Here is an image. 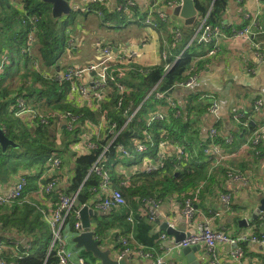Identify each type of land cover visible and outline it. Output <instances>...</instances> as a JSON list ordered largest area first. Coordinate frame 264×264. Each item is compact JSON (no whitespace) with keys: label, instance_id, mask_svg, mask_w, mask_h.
Masks as SVG:
<instances>
[{"label":"crops","instance_id":"0c3cea01","mask_svg":"<svg viewBox=\"0 0 264 264\" xmlns=\"http://www.w3.org/2000/svg\"><path fill=\"white\" fill-rule=\"evenodd\" d=\"M69 1L71 4L76 1L80 7L76 11L81 12L73 11L69 17L59 18L62 22L73 21L66 29V32L70 34L69 47L58 61V71H56L57 68L55 70L52 68L45 70L44 74H61L68 66L79 67L99 62L105 57L103 47L108 46L111 48L113 66L122 65L128 72L140 68L143 70L144 76L147 69L162 63L165 64V68L170 65L167 70L171 69L187 48L193 49L195 56L192 72L196 71L199 74L197 82L191 88H175L173 86L174 90L173 87L165 91L154 87L149 91L147 97L153 96L159 101V104L156 109L149 110V114L162 109L165 106V98L174 96L177 101L185 104V109L181 110V114H185L186 111L191 116L194 112L196 114L195 127L200 130V136L197 146L194 148L195 154H197L198 148L203 147L204 144L201 142L208 138L212 127H218L222 140L221 155L218 159L208 155L205 152L206 146L204 147L205 154L200 160L208 164L209 170L206 176L184 193H174L168 199L160 200L154 221L149 219V208L142 203L140 197L128 199L129 204L126 207V214L129 213L128 220L134 223L133 225H137L135 233L124 234L127 239L129 237L131 242L127 247L131 253L129 256L121 257L122 248L116 227L110 229V234L107 237L101 236V247L109 249L114 260H126L127 264H153L155 258L162 254H165L166 259L173 264H189L183 247L177 245L176 237L162 230L164 223H168L178 230H183L185 227L187 232L195 233L199 225L207 221L213 229L222 231L231 237H237L250 231L264 232V210H261L257 215L255 212L257 208L261 207L264 199V131L261 141L258 144H253L256 131L264 125V61L257 56L255 46V43L259 42L264 49V0H230L224 21L243 27L251 22L250 18L245 17L247 13L256 15L257 21L253 25V31L256 34L253 41H245L230 38L228 35L230 30L225 29L227 36L216 39L219 49L213 55L208 54L212 45L198 46L199 44L193 40L197 33L202 32L198 28L201 18L207 17L208 20L209 12L199 14L196 8L194 23L186 24L185 18L180 13L176 14V9L183 5L184 0H133L136 5L122 11L114 10V8L118 3L123 4L126 0H109L108 5H103L105 7L102 11H96L100 4H91L89 0ZM12 2V0H0V35L7 31L2 19L6 16V12H10L9 5H12ZM178 3L181 4L177 5ZM160 13L164 15L163 18ZM207 20L206 23H208ZM186 26H192L193 32L191 30L188 32ZM176 30L181 32V39L176 38ZM186 32H188L187 35L191 34L188 42L180 53H176L175 50L184 41ZM29 34L30 31L26 50L31 51L32 43L29 44ZM7 51L8 49H4V53L0 51V67L7 62L5 59L8 57ZM17 56L14 53L11 59ZM171 57L175 58L173 62L169 60ZM34 62V67L38 68L37 62L35 64ZM25 63L27 62L24 60L15 59L13 61L14 66L11 68L13 73L8 74L6 79L7 82H12V88L21 85ZM28 64L32 65V62H28ZM92 74L86 73L81 83L89 85L93 77ZM33 80L31 76L27 78L28 83H32ZM70 92L67 95L68 101L80 105L77 101L70 99ZM155 92H162L164 97H155ZM209 92L216 93L220 101L217 115H212L207 111L209 100L202 97ZM188 100H191L193 104L191 107L194 111H191L190 107L186 105ZM258 102L261 104L259 105ZM165 109L167 110V108ZM20 119L23 121L22 118ZM156 122L159 121L155 120L149 126H155ZM250 122L253 123L254 128L250 127ZM241 124L247 129L242 128ZM97 126L90 127L88 133L96 138L104 136L105 128L101 126V132H98ZM148 132L150 133L149 130ZM98 133L99 137H97ZM78 149H75L78 154L85 152L80 151L83 148L79 145ZM179 149L183 150L179 144L171 145V150L174 152L177 150V155H179ZM188 156L187 153L185 157ZM70 158L67 162L65 161L66 166L55 171V175L59 179V187L64 190L69 186V177L72 174L73 163ZM22 171L19 170L15 173L14 178L12 177V180L9 181L10 183H0L1 195L7 193L17 183L20 176H31L34 169ZM42 174H45L46 178L54 176V172L51 174L44 171ZM232 175H242L247 178V181H239ZM38 179L35 182V187L26 188L23 199L19 198L14 202L2 205L11 206L17 201L27 200L35 202L39 209L51 212L55 203L52 198L54 196L43 197L39 194L37 191ZM225 195H230L228 202L223 200ZM186 198L196 200L194 204L197 213L191 220L182 213V204ZM94 208L98 209L95 206ZM111 212L113 210H100V219L109 222ZM92 218L96 217L92 216ZM92 223L96 225V221L92 220ZM163 232L167 234L164 240L161 239ZM75 235L77 233L75 234V230L70 227V233L65 237L67 247L71 251L80 253L90 264H101L91 252L82 247H76L73 241ZM7 238L9 237L0 238V243L7 245L0 249V257L10 254L12 264H15L13 258L18 259L25 254L33 253L30 245H25L27 243L25 237H22L24 247H21L17 240L6 241ZM241 246L243 256L240 260H235L231 256V252L236 246L222 242L217 243L214 251H209L201 244V249L195 254L198 260H202L201 264H264V247L260 243L248 241L241 243ZM139 251L151 252L154 260L140 256Z\"/></svg>","mask_w":264,"mask_h":264},{"label":"trees","instance_id":"16d2710c","mask_svg":"<svg viewBox=\"0 0 264 264\" xmlns=\"http://www.w3.org/2000/svg\"><path fill=\"white\" fill-rule=\"evenodd\" d=\"M12 1V5H9L10 12H6V16L2 19L7 31L0 35V51L4 53V49H8V60L0 72V127L15 145H10L6 150L0 145V183H10L9 181L19 170L24 172L35 167L37 170H34L31 176L27 175L29 180L27 188L35 187L38 173L49 158L57 154L65 163L71 157L73 164L72 174L69 177L70 184L66 190L58 188L70 196L75 195L78 199V203L74 204L68 217L70 227L74 228L77 210L89 202L96 207L99 202L102 176L92 168L103 153L102 170L108 173L112 186L121 188L127 203L110 213L109 222L101 220L100 216L92 218L96 221L93 228L99 237H107L113 227L118 228L119 235L135 233L137 225H133L134 223L128 220L129 213L126 214L129 198L166 200L174 193L182 194L191 186L198 184L209 170L208 164L200 160L204 157V147L208 144L209 137L201 142L204 145L201 149L198 148L197 154L194 152L200 136V130L195 127L197 119L195 112L193 116L186 111L180 117H175L174 110L169 108L165 119H156L159 122H156L155 126H146L150 117L149 110L156 109L159 104L156 98L147 97V94L154 87L162 91L170 90L177 82L186 80L192 74L195 52L187 48L169 70L165 68L164 63L147 69L139 85L128 96H124L121 108H117L119 96L113 90L111 98L104 100L101 108L76 105L68 101L67 95L71 91L69 82L43 75L45 70L59 68L58 61L69 47L70 34L66 29L70 26V21L62 22L54 18L51 14V4L44 0ZM229 2L230 0H195V5L199 14L209 12L208 23L218 25L221 20L226 19L225 12ZM104 7L99 5L96 11H102ZM77 12L81 11H75ZM33 17H37L34 21V42L31 51H27L29 22ZM186 27L188 32L190 30L193 32L192 26ZM188 32L184 35V41L175 50L176 53H180L187 44L191 35H187ZM14 53L18 56L11 59ZM15 59L27 63L22 72L21 85L12 88V82H7L6 79L8 74L13 73L11 68ZM169 60L173 62L175 58L171 57ZM34 61L37 62L39 69L34 67ZM28 62H32V65ZM29 76L34 79L32 83L27 82ZM18 97L25 98L28 105L41 110L43 115L48 117V122L40 123V119L36 117L34 125L28 126L23 122L15 114ZM132 101V108L140 106L139 113L121 131L115 141L111 142L112 135L105 130L106 136L93 137L96 144L93 149L79 154L75 151L74 146L79 143L85 126L96 127V124H100L103 110L108 111L107 117L111 123L118 122L119 129L125 121L123 111ZM191 104V100H188L186 105L194 111ZM51 111H67L75 115L73 127L71 129L64 127V124H60L59 114L50 116ZM241 126L245 128L242 124ZM250 127L254 128L252 122ZM144 129H148L152 134V139L145 141L151 150L154 148L153 143L168 140L171 145L182 146L184 152L177 155V150L174 152L170 148L172 155L165 159L163 168L153 172L136 170L142 163L133 158L127 164L124 163L125 157L122 158L116 149L118 144L131 149L133 139L135 137L142 139ZM164 131L166 134L161 136L160 133ZM137 134L139 136H136ZM216 141L222 142L220 136ZM150 153L153 155V151ZM187 153L189 156L185 157ZM123 182L127 184L124 185ZM52 198L55 200V196ZM3 236L9 237L5 239L6 241L17 240L21 247H24L22 237H25L27 239L25 245H30L33 251L30 255L13 258L15 264H58L57 249L52 247L51 231L35 202L22 200L11 206L0 205V238ZM129 244L131 242L128 237ZM3 257L8 261L12 260L10 254H5Z\"/></svg>","mask_w":264,"mask_h":264},{"label":"built area","instance_id":"2783aa9c","mask_svg":"<svg viewBox=\"0 0 264 264\" xmlns=\"http://www.w3.org/2000/svg\"><path fill=\"white\" fill-rule=\"evenodd\" d=\"M72 11L79 10V5L76 3L71 4L69 0H67ZM91 4L97 3L100 5H108L109 0H89ZM178 3L177 5H180ZM136 5L133 0H126L125 3H118L115 6V9L118 11L128 10ZM160 16L163 18L164 15L160 13ZM246 18H250L251 22L249 25H245L243 27H239L233 23L222 21L218 25H213L210 23H206L207 17L201 18V24L199 25V29L202 32L197 33L195 35V40L199 45H212V47L208 50L209 55L216 54L218 51V43L216 39L218 37L227 36L225 33V29H229V37L233 39H243L245 41H253L255 32L253 31V25L257 21L256 15L253 16L251 13H247ZM37 20V17H33V19L29 22L30 24V34H29V44L34 41V30L35 25L34 21ZM175 36L177 39L182 38V34L179 30L175 31ZM257 56L264 61V49L261 43H255ZM104 59L96 63H90L85 66H68L63 73H54V74H43L46 77L54 76L56 79L60 81L69 82L71 84V92L69 94L71 100L77 101L81 106L89 105L93 108H101V103L104 100H109L112 96L111 91L116 92L119 96L117 101V108H121L123 106V98L124 96H128L131 91L136 88L139 83L143 79V70L140 68H136L132 72H128L122 65L113 66L112 65V55L111 48L108 46L103 47ZM29 51V49L27 50ZM6 61L8 57L5 58ZM38 66V64H37ZM170 65H167L168 69ZM2 67H0L1 71ZM42 72V71H41ZM86 73H94L92 74V80L89 85H84L81 83L83 76ZM126 76V79L124 77ZM199 74L196 72H192V74L183 81L177 82L174 86L175 88H191L198 80ZM131 80L136 81V84L131 82ZM155 97L163 98L164 94L162 92H155ZM205 99L209 100V105L207 107V111L212 115H217L220 109V101L214 92H209L202 96ZM165 106L154 112L149 114L151 119L147 120L146 126L148 127L153 121L156 119H164L167 115V110L169 108L174 110V116L180 117L181 110L185 109L184 103L177 101L174 96L173 98L167 97L165 98ZM133 101L130 102L129 106L124 109L123 115L125 117V121L123 125L118 129V122L114 121L113 123L107 117L108 111L103 110L101 113V123L98 127V132H101V126L107 130V132L112 135L111 142L115 141L118 135L123 131L138 115L140 106L135 108L133 107ZM260 105L261 102H258ZM167 108V110L165 109ZM112 109V108H110ZM63 111V110H62ZM62 111H51L49 112L54 116L59 114L60 124H64L66 127L67 123L68 128L73 127V122L76 120V116L71 115L70 112H62ZM16 116L20 117L25 121L28 125H34L35 117L39 120L40 123H47L48 117L44 116L42 111L33 108L28 105L25 98L18 97L16 103ZM238 117V116H237ZM89 121V120H88ZM91 122V121H90ZM38 124V123H37ZM117 126V127H116ZM93 127L92 125H86L85 131L81 135V139L79 143L76 145V150L78 149V145L83 148L80 151H89L93 149L96 144L93 139V135L88 133V129ZM264 125L261 126L255 133V137L253 138V144H258L261 141V137L263 136ZM104 132V131H103ZM161 136L165 135L166 132L160 133ZM106 136V134H105ZM136 136H139L138 134ZM220 136L219 129L217 126H214L209 131V142L206 145L205 152L218 159L221 155L220 146L221 143L216 141V138ZM99 137V133L97 135ZM142 139L139 137H135L132 141V147L129 149L123 144L117 145V153L123 158H133L134 160H138L142 164L136 168V170L153 172L160 168H163L165 159L172 155L170 151L171 144L168 140H159L158 142L153 143L154 148L151 150L149 145L145 142L146 140L152 139V134L148 132L147 129H144L142 135ZM230 141V140H228ZM107 149V148H106ZM153 151V155L150 153ZM184 152L179 149L178 154ZM102 159L103 153L99 156L98 160L93 165V170L99 173L102 176V181L99 187V202L96 205V208L99 210H114L120 209L127 203V199L124 196L120 187L112 186L110 177L106 171L102 170ZM63 161L59 157V155L54 154L51 158V163L47 166L46 172L51 173L56 169H59L62 166ZM232 177L242 182H246L247 178L242 175H235ZM28 179L26 175H22L19 177L17 183L5 194H0V205L14 202L17 199L23 197V194L28 187ZM127 184V183H122ZM59 179L56 176L47 177L45 174L39 176L37 191L43 197H49L51 195L55 196V203L53 205L52 211L49 213L41 210L42 215L46 221V223L50 227V231L52 233V247H56L57 255H58V264H90L83 256L80 255L77 251H71L67 247V242H65V237L68 233H70V225L68 222V217L72 212V208L74 207L76 196H70L65 192L61 191L59 188ZM142 203L148 206V215L151 221L156 219V211L159 204V201L155 199H140ZM223 200L228 202L230 200V195H225ZM196 200L186 198L184 204H182V213L183 215L191 220L194 215L197 213V209L195 208ZM75 223L74 230L75 234L81 233L84 231L82 227V222L80 219L79 209L75 213ZM94 229V228H93ZM118 240L120 246L122 248L121 253L122 256H129L130 250L128 247V239L125 235L117 231ZM102 239L101 237L97 236ZM167 237L166 233H162L161 239L164 240ZM106 240V239H105ZM253 241L260 243L264 247V232L255 233L253 231L247 232L237 237H231L226 233L213 229L209 222H204L199 225L197 232H191L184 239L179 241L177 245L179 247H187V246H196L203 244L206 249L209 251H214L217 243H228L231 245H235L236 248L231 252V256L235 260H240L243 256V248L241 243ZM162 242V241H161ZM160 242V245H162ZM7 247L5 243H0V249ZM140 256L144 258H153L151 252H143L139 251ZM154 260V258H153ZM0 264H12L11 261L6 260L4 257H0ZM151 264V263H150ZM153 264H173L171 261L166 259L165 254L159 255L155 258Z\"/></svg>","mask_w":264,"mask_h":264},{"label":"water","instance_id":"95a60500","mask_svg":"<svg viewBox=\"0 0 264 264\" xmlns=\"http://www.w3.org/2000/svg\"><path fill=\"white\" fill-rule=\"evenodd\" d=\"M47 3L51 4V11L54 18H67L72 14V9L67 0H44ZM182 15L185 18L186 24H193L196 18V7L194 0H184L182 6H178L176 9V14ZM126 79V76L124 77ZM136 84V81H132ZM0 145L3 150H6L10 145H15L14 141L11 140L5 133V131L0 127ZM75 203H78V199H76ZM264 210V199L262 200L261 207L256 209L257 213ZM80 219L82 222V227L84 229L83 232L78 233L73 237V241L75 242L76 247L83 248L88 252H91L92 255L100 261L101 264H127L126 260H114L111 257V252L109 249H103L101 247L102 240L99 239L96 235L94 229H91L93 226L92 216L99 217L100 210L95 209L93 207V203L89 202L80 207L79 210ZM255 215V216H256ZM162 230L166 231L168 234L176 237V242L181 241L186 236H188L191 232H187L185 227L183 230H178L171 227L168 223H164L162 226ZM26 240V239H25ZM201 249L200 245L196 246H187L183 247L184 255L187 258L189 264H201L202 260H198L196 258V251Z\"/></svg>","mask_w":264,"mask_h":264},{"label":"rangeland","instance_id":"374dc122","mask_svg":"<svg viewBox=\"0 0 264 264\" xmlns=\"http://www.w3.org/2000/svg\"><path fill=\"white\" fill-rule=\"evenodd\" d=\"M72 23H73V22L70 20V25H71ZM58 69H59V68H57L56 71H58ZM71 115H73V114L71 113ZM73 116H75V115H73ZM60 121H62V120H60ZM27 125H28V124H27ZM67 126H69L68 123H67ZM129 161H131L130 158H124V161H123V162L127 164ZM50 163H51V158H49L48 162L44 165L43 169H42L41 171H39L37 179L39 178V176L42 175V173H43L44 171H46V168H47V166H48ZM63 166H64V161H63L62 166L60 167V169H62ZM34 170H37V169L34 167ZM37 179H36V180H37ZM47 225H48V224H47ZM48 228L50 229L49 225H48ZM51 234H52V233H51ZM89 255H90V253H89Z\"/></svg>","mask_w":264,"mask_h":264},{"label":"bare ground","instance_id":"6f19581e","mask_svg":"<svg viewBox=\"0 0 264 264\" xmlns=\"http://www.w3.org/2000/svg\"><path fill=\"white\" fill-rule=\"evenodd\" d=\"M151 119V117H149V120Z\"/></svg>","mask_w":264,"mask_h":264}]
</instances>
